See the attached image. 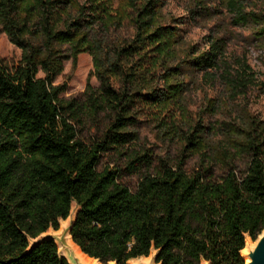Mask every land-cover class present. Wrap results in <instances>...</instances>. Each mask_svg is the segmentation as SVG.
<instances>
[{"label": "trees", "instance_id": "obj_1", "mask_svg": "<svg viewBox=\"0 0 264 264\" xmlns=\"http://www.w3.org/2000/svg\"><path fill=\"white\" fill-rule=\"evenodd\" d=\"M124 2L135 32L108 47L107 33L127 17L114 0H0V28L22 51L13 69L0 58V264H70L54 239L39 237L59 230L74 202L72 239L104 264L152 251L158 264H246L248 238L264 230V121L253 115L229 125L224 147L212 154L206 126L190 124L175 165L153 168L149 153L133 150L123 168L99 167L104 154H122L138 139L130 127L139 109L158 116L174 105L181 110L184 82L174 78L189 66L212 80L223 51L212 42L178 62L179 28L159 20L163 1ZM228 5L239 21L251 15L236 0ZM86 51L100 86L89 83L82 101L66 100L54 79L64 59ZM245 72L227 79L236 93L252 82ZM103 121L99 135L83 137L87 122ZM197 153L202 165L190 172L184 165ZM242 156L248 164L238 172L234 161ZM214 163L225 168L220 177ZM128 174L139 177L134 187L123 180Z\"/></svg>", "mask_w": 264, "mask_h": 264}, {"label": "rangeland", "instance_id": "obj_2", "mask_svg": "<svg viewBox=\"0 0 264 264\" xmlns=\"http://www.w3.org/2000/svg\"><path fill=\"white\" fill-rule=\"evenodd\" d=\"M76 1L85 3L86 0ZM162 1L159 20L162 24L179 28L180 36L175 45L178 62L197 56L208 50L210 43L217 42L223 48L218 69L213 71L215 74L213 73L214 78L211 80L204 78L202 70L184 67L180 75L174 78L184 82L181 110L179 106L174 105L170 112L160 113L158 116L150 109H139L138 121L130 127L131 131L137 133L138 139L126 145L122 154L114 150L104 154L100 168L106 165L123 168L127 160L125 152L133 150L149 153L154 160L153 168H158L163 162L175 165L185 153L182 137L190 130V124L206 126L205 137L209 143L206 152L212 154L217 148L224 147L229 125L241 123L248 114L264 121V36L258 34V30L264 26V0H236L246 13H251L248 19L243 21H239L229 9L230 0ZM113 6L118 12H123V8H126L127 17L120 26L111 28L107 33L108 47L131 39L135 32L132 11L125 7L124 0H114ZM21 56V49L13 44L0 28V58L4 64L13 69L19 64ZM241 72L251 77L252 82L247 88L236 93L226 82L227 79L236 78ZM37 76L43 77L44 73L39 71ZM89 83L95 88L100 86L98 78L94 75L93 55L88 51L79 53L76 61L73 57L64 59L62 71L53 82L54 85L65 86L60 95L62 98H76L80 101L84 100V92ZM163 85L162 80L155 84L160 89ZM168 114L173 115L172 120L167 117ZM104 122L99 126L87 122L83 128V137L89 140L99 135ZM203 157V153L191 155L184 165L185 169L191 172L200 168ZM234 164L238 172H243L247 167L248 158L239 157ZM212 168L216 177L225 173V168L220 163L212 164ZM123 180L134 187L139 177L136 174H128ZM77 210L78 206L74 202L66 224L61 220L60 229H50L48 233L64 236L67 224L74 218ZM247 242L249 246L255 245L250 238ZM156 253L152 251L149 257ZM132 263H138V260Z\"/></svg>", "mask_w": 264, "mask_h": 264}, {"label": "water", "instance_id": "obj_3", "mask_svg": "<svg viewBox=\"0 0 264 264\" xmlns=\"http://www.w3.org/2000/svg\"><path fill=\"white\" fill-rule=\"evenodd\" d=\"M74 219H75V216L67 224L66 234L64 236H56V235H54L52 233L46 232V233L42 234L39 237V240H41L43 238H51V239H54L56 241L57 245L59 246V253H60V255L61 256H64L69 261L70 264H85L79 258L77 252L75 251V248L69 243V240H68V234H70V230H71L72 224L74 222ZM254 242H255V245L254 246H249V251H248V254H247L248 260H246V264H264V230L259 235V237L257 238V240L254 241ZM61 252H64V255L61 254ZM84 254H86V253H84ZM156 255H157V253L154 254V255H152L151 256V260L148 261V262H145L142 259V258H145V257H140V258L132 259L129 262H134V260H138V263H134V264H153V263L158 264V263H156ZM91 258H93V257H91ZM96 260L98 262H100L98 259H96ZM112 263L116 264V262H112ZM102 264H104V263H102Z\"/></svg>", "mask_w": 264, "mask_h": 264}, {"label": "bare ground", "instance_id": "obj_4", "mask_svg": "<svg viewBox=\"0 0 264 264\" xmlns=\"http://www.w3.org/2000/svg\"><path fill=\"white\" fill-rule=\"evenodd\" d=\"M63 223L64 225L66 224V220H63ZM68 240H69V243L75 248V251L77 252L79 258L85 263V264H102L100 262H98L96 259L94 258H91L89 256H87L86 254H84L80 247L73 241L72 237L70 234H68ZM248 251H249V243L246 244L245 248L242 250V254L245 256L246 260H248ZM61 254L64 255V252H61ZM145 262H148L151 260V257H145V258H142ZM130 263V262H129ZM107 264H114L112 262H109ZM131 264H134L131 262ZM155 264V263H153Z\"/></svg>", "mask_w": 264, "mask_h": 264}]
</instances>
